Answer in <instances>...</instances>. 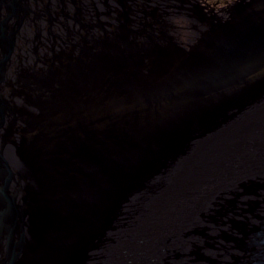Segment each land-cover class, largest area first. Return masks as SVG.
Wrapping results in <instances>:
<instances>
[{
    "label": "water",
    "instance_id": "water-1",
    "mask_svg": "<svg viewBox=\"0 0 264 264\" xmlns=\"http://www.w3.org/2000/svg\"><path fill=\"white\" fill-rule=\"evenodd\" d=\"M175 14L194 41L182 43ZM261 100L264 0L219 12L199 0H0V264H87L130 191L183 145L202 142L198 163L230 182L253 152L244 119ZM261 177L240 205L223 194L235 186L221 195L247 259L264 252Z\"/></svg>",
    "mask_w": 264,
    "mask_h": 264
},
{
    "label": "bare ground",
    "instance_id": "bare-ground-1",
    "mask_svg": "<svg viewBox=\"0 0 264 264\" xmlns=\"http://www.w3.org/2000/svg\"><path fill=\"white\" fill-rule=\"evenodd\" d=\"M178 16L187 18L190 29L195 31L193 21L183 14L169 16L176 27L174 19ZM197 34L195 31L187 41H194ZM250 108L253 111L247 113L244 122L253 127L259 138L245 136L254 149L246 152L244 162L235 167L230 182L218 166L198 163L205 155V150L199 148L202 142L198 146L183 145L179 153L166 156L164 163L150 168L143 181L137 182L138 186L130 191L132 197L118 209L117 214H122L115 230L87 264H264V244L260 248L263 255L254 259L244 257L250 256V249L240 243L232 245L241 239L240 227L231 226L226 197H221L235 193L233 199L240 205L243 197L238 192L242 185L247 179L262 178L264 174V102H256ZM11 150L9 158L16 161L17 153ZM229 186H235V190L224 192ZM259 193L261 189L256 190ZM249 207L253 209L252 205ZM253 213L263 211L258 207ZM243 217L250 221L248 216ZM261 241L264 243L263 238Z\"/></svg>",
    "mask_w": 264,
    "mask_h": 264
},
{
    "label": "rangeland",
    "instance_id": "rangeland-1",
    "mask_svg": "<svg viewBox=\"0 0 264 264\" xmlns=\"http://www.w3.org/2000/svg\"><path fill=\"white\" fill-rule=\"evenodd\" d=\"M204 1L211 5L219 4L218 6H221V4L223 3V0H204ZM225 1H231V0H225ZM234 1H238V0H234ZM234 1L232 3H234ZM178 17L174 19L175 24L177 25L178 28L186 29V30H179V38H181L182 43L187 44V42H189L187 40L195 34V31L190 29L191 23L188 21L187 18H184L183 16L182 17L178 16Z\"/></svg>",
    "mask_w": 264,
    "mask_h": 264
},
{
    "label": "flooded vegetation",
    "instance_id": "flooded-vegetation-1",
    "mask_svg": "<svg viewBox=\"0 0 264 264\" xmlns=\"http://www.w3.org/2000/svg\"><path fill=\"white\" fill-rule=\"evenodd\" d=\"M207 5H209L211 8H213L216 12H219V10H221L222 8L226 7L228 4L232 3L234 0H231V1H225L223 0V3L221 4V6H218L219 4H214V5H211L207 2H205L204 0H199ZM179 30H186L185 28H179Z\"/></svg>",
    "mask_w": 264,
    "mask_h": 264
}]
</instances>
